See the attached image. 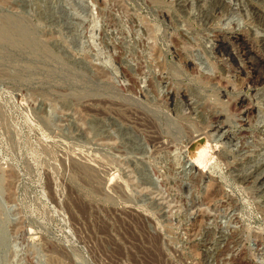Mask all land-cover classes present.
Returning <instances> with one entry per match:
<instances>
[{
  "label": "rangeland",
  "instance_id": "rangeland-1",
  "mask_svg": "<svg viewBox=\"0 0 264 264\" xmlns=\"http://www.w3.org/2000/svg\"><path fill=\"white\" fill-rule=\"evenodd\" d=\"M260 73L264 0H0V264H264Z\"/></svg>",
  "mask_w": 264,
  "mask_h": 264
},
{
  "label": "bare ground",
  "instance_id": "bare-ground-1",
  "mask_svg": "<svg viewBox=\"0 0 264 264\" xmlns=\"http://www.w3.org/2000/svg\"><path fill=\"white\" fill-rule=\"evenodd\" d=\"M92 20H93V22H97V21H98L97 18H93ZM14 22H15V21H14ZM93 22H92V23H93ZM24 23H25V22H24ZM97 23H98V22H97ZM90 26H91V25H90ZM92 27H93V26H92ZM94 27H95V26H94ZM94 27H93V28H94ZM259 72H260V71H259ZM262 72H263V71H262ZM260 75H262V74L260 73ZM262 76H264V74H263ZM262 76H261L260 78H262ZM263 79H264V77L262 78V80H263ZM258 81H259V80H258ZM262 83H263V82H262ZM250 114H251V113H250Z\"/></svg>",
  "mask_w": 264,
  "mask_h": 264
}]
</instances>
